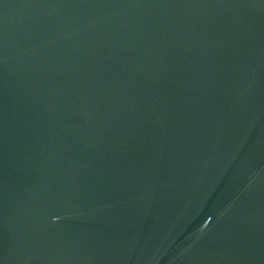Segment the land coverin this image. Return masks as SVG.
Segmentation results:
<instances>
[{"label": "water", "instance_id": "obj_1", "mask_svg": "<svg viewBox=\"0 0 264 264\" xmlns=\"http://www.w3.org/2000/svg\"><path fill=\"white\" fill-rule=\"evenodd\" d=\"M0 264H264V0H0Z\"/></svg>", "mask_w": 264, "mask_h": 264}]
</instances>
